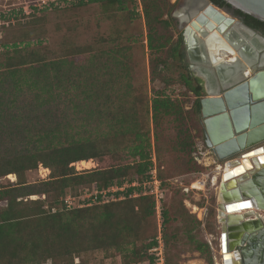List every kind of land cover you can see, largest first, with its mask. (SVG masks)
Here are the masks:
<instances>
[{
    "label": "trees",
    "instance_id": "obj_1",
    "mask_svg": "<svg viewBox=\"0 0 264 264\" xmlns=\"http://www.w3.org/2000/svg\"><path fill=\"white\" fill-rule=\"evenodd\" d=\"M210 1L218 6L230 7L223 0ZM126 2L137 4L136 0H72L59 4L52 10L71 3V6L77 7L91 4L119 5L120 10L128 11ZM139 3L147 27L146 47L153 56L151 65L168 68L169 58L183 63V72L179 78L182 85L196 98L193 112L200 114L203 80L190 70L181 50V38L170 44L171 39L164 37L157 29L158 25L162 30L169 27V22L164 17H170L173 5H168V0H139ZM42 11L44 10L29 18ZM235 12L243 18L247 27L259 32L264 38L263 22L238 10ZM8 16L16 19V25L24 23L19 20V15L12 13ZM10 27L14 25L2 26L0 31ZM41 45L44 44L40 41L34 44L30 40L0 45V55L12 52L3 63L0 62V131L3 125V109L10 111L15 107L13 105L16 103L17 93L27 90L32 93L36 102L32 104L36 106L29 112L26 111L22 118L26 121L22 130L27 133L23 136L34 139L35 144L30 140L35 145L34 150H24L17 155L0 158V176L14 174L18 177V183L14 185H0V264H41L48 261L50 264H74V258H79L78 264H86L84 256L94 251H103L107 256L118 255L122 264H152L154 256L151 249L157 245L156 238L159 234L164 247V263L170 264L166 250L176 242V236L168 233L171 224L183 221L188 235L196 225H200V221L190 217L183 206L167 207L165 198V186L174 176L169 172L174 171L173 166L160 159L162 137L168 120L178 124L175 148L181 153H191L192 150L189 136L185 134L179 138L184 131L181 129V119L178 118L181 111L178 102L157 92L148 98L142 90L135 87L132 89L130 71L124 61L128 56L122 54L131 51L129 46L103 51L101 55L106 56L105 61L100 62V67L90 73L81 60L82 49H68L59 58L47 61L37 50ZM165 48L168 55L161 59L158 55ZM86 50L84 49V54ZM150 74L154 79L155 69L152 68ZM62 98L68 101L72 111H87L89 117L97 118L98 125L94 127V133L101 126L105 130L100 137L103 142L101 146H98L97 138L92 139V135L82 134L86 126L83 119L79 125L75 123L77 126L68 122L51 126L49 118L52 109L48 105ZM86 100H92L93 105L88 106L84 102ZM36 109L42 110L45 119L44 122L38 118L35 120V123L42 124L41 129L34 125L32 127L30 123L33 116L31 113ZM151 132L157 179L161 183V229L158 228L155 197L147 195L128 198L135 190L133 188L122 193V200L92 203L90 206L66 210L63 198L69 188L95 184L98 191H102L113 185L120 186L125 181L142 183L147 180L152 168ZM127 142L131 146L125 150L124 145ZM170 148L175 149L174 146ZM120 150L125 151L119 156L120 162L113 166L98 167L83 173H75L71 166L73 163L101 158L108 154L118 155ZM189 161L190 157L187 164ZM39 164L50 170V178L41 180L37 189H30L25 185L24 174L26 171L35 170ZM187 171L189 169H181L178 173L184 174ZM165 172L167 177H164ZM49 193H53L55 199L47 209H44L42 201L28 199L30 195ZM119 194L121 193H116L115 196ZM100 200L99 195L96 201ZM52 209L56 211L52 212ZM189 241L194 246V251L201 255L208 253L206 243L194 236H189ZM208 261L211 263L210 257Z\"/></svg>",
    "mask_w": 264,
    "mask_h": 264
},
{
    "label": "rangeland",
    "instance_id": "obj_2",
    "mask_svg": "<svg viewBox=\"0 0 264 264\" xmlns=\"http://www.w3.org/2000/svg\"><path fill=\"white\" fill-rule=\"evenodd\" d=\"M11 1L13 3L18 2L17 0ZM168 1V5H173L171 13H176L182 0ZM136 3L133 5L130 2H126L128 11L124 9L120 10L121 7L119 5L102 6L101 4H91L77 7L75 5L71 6V3L65 4L62 8L60 5V8L53 10L45 9L38 15L25 19L24 23L15 24L14 27H10L9 29L4 28L3 31L1 30L0 45L1 43L13 44L21 40H30L34 44L40 41L44 45H41V48L37 50L46 57L47 61H53L59 58L68 49H82L83 54L80 57L85 67L90 70V73L95 72L100 67V62L105 61L106 56L101 55L103 51L106 52L110 49H120V47L125 48V46H129L131 51L127 53L123 52L122 54L123 56H128L124 61L127 69L130 71L129 75L131 76L130 83L132 89L135 87L137 90H142L148 98H151L157 92L158 94L170 97L172 100H176L181 110L178 118L181 119V129L184 131L179 135V138L186 134L189 136L188 141L192 143L191 153L189 151L181 153L179 149L175 148L177 144L175 139L178 135V124L168 120L169 123L163 133V142L160 151L161 161L172 165L174 169L173 172L171 170L169 171L174 176L168 180V184L165 186L167 207L173 206L179 208L183 206L190 217H194L200 221V225H196V228L188 235L183 227L185 224L183 221L172 223L168 233L176 236V242L171 244L169 249L166 250L167 258L170 264H222L220 247L221 226L218 214L219 204L221 202L218 192L222 179L220 176L221 169L219 170L218 166L224 164L217 161L205 145L202 118L200 114L193 112V103L196 98L182 85L179 78L183 72V63L178 59L169 58L167 60L168 68H162L160 65H151L150 60L153 56L146 47L147 27L143 17V9L138 1ZM171 13L170 17L166 15L164 17L169 22V27L166 30H162L161 27H158L159 25H156L164 37L171 39L170 44L176 41L183 29L186 32L189 26V23L186 25L180 24L176 18H172ZM127 36L129 43H127ZM84 49H87L85 54ZM0 51H2L1 47ZM9 53L1 54L0 62L3 63ZM167 55L168 50L165 48L158 56L161 59H165ZM100 58H102L101 61ZM186 62L189 63L188 58H186ZM152 68L155 69L154 79L150 74ZM253 72L252 70L251 73ZM205 90L206 88L204 87L201 98L206 95ZM84 102L90 107L93 105L92 100H86ZM35 103L32 93L23 90V92L16 94V103L13 105L15 107H12L10 111L3 109L4 116L1 123L3 125L0 131V158L11 157L20 152H24V150H34V139L24 138L23 136L27 133L22 130V127L26 124V121L24 119L22 120V118L26 111L29 112V110H32L36 106H32ZM48 108L52 109L49 118L51 126L59 122H68L72 126H77L75 123L79 125L83 119L86 122V126L82 134L85 136L92 135V139L97 138L98 146L103 144L100 137H102L101 134L105 130L101 126L94 133V127H97L98 121L94 116L89 117L87 111L82 113L72 111L70 104L64 98L60 101L50 103ZM42 113L41 109H36L35 112L31 113L33 115L30 121L32 127L42 128V124L35 123L37 118L41 122L45 121ZM150 137L151 152L154 154L155 148L152 132ZM30 140L34 144H31ZM130 146L131 143L127 142L124 145V149L126 150ZM171 146H174L175 149L172 150L170 148ZM125 150H120L118 155L113 153L89 161H80L85 163H76L73 167L74 172L83 173L84 171L98 169V167L104 168L116 165L120 162L119 156ZM189 157L190 161L187 164ZM163 167L167 169L166 166ZM43 169H46V167L39 164L35 170L25 172L23 178L25 179L26 187L30 189L38 188L42 180L41 176L45 174L43 173ZM181 169H189V171L184 174H179L178 172ZM194 169L198 171H193ZM39 172L41 173L39 174ZM10 175L13 177L14 174ZM8 176H0L1 186L18 183V177L16 175V182L14 183L11 182V180H14V177L11 178ZM167 176L168 174L165 172L164 177ZM49 178L50 174L44 181ZM203 179H205V184L201 183ZM85 186H78L75 189L69 188L70 190H68L67 194L71 192L75 193H71L72 195L79 194L75 196L76 200L74 204L77 203L80 196L81 199L88 198L90 193L93 192V186ZM221 190L222 187L220 192H222ZM159 192H161L160 189ZM28 199L42 201L44 209H47L50 203L54 201L55 196L53 193L46 195L38 194L30 195ZM262 215H264V212H262ZM187 220L189 219L187 218ZM189 236H194L199 241L206 243L208 253L201 255L199 252L194 251V246L190 243ZM209 257L211 263H208ZM84 260L86 264H122L120 256H107L103 251L89 253L87 256H84ZM78 262L79 258H74V264H78ZM41 264H50V261Z\"/></svg>",
    "mask_w": 264,
    "mask_h": 264
},
{
    "label": "water",
    "instance_id": "obj_3",
    "mask_svg": "<svg viewBox=\"0 0 264 264\" xmlns=\"http://www.w3.org/2000/svg\"><path fill=\"white\" fill-rule=\"evenodd\" d=\"M198 1L202 2L199 9L203 10L196 17L198 23L208 22L207 16L214 13L212 18L216 22H233L264 41L260 34L243 23H234L232 18L225 17L222 12L227 14L226 10L220 12V8L208 0ZM223 1L234 10L264 23V0ZM190 60L192 62V58ZM193 71L205 82L206 95L200 99V116L205 145L215 159L225 165L227 162L237 163L240 157L245 159L248 155L264 152V67L253 70L247 79L221 88L217 93L210 91L214 82L211 83L198 69L193 68ZM252 163L254 168L251 175L238 179L237 188L230 192L225 190L226 186L222 188L223 201H229L224 207L221 203L218 212L222 217L219 219L222 264H231L230 252H233L238 264H264V227L260 230L253 228L263 222L264 215L254 212L236 215L224 213V210L241 209L242 205H253L258 212H264V155L257 156ZM237 171H241L240 166L225 173L224 180L236 179Z\"/></svg>",
    "mask_w": 264,
    "mask_h": 264
},
{
    "label": "bare ground",
    "instance_id": "obj_4",
    "mask_svg": "<svg viewBox=\"0 0 264 264\" xmlns=\"http://www.w3.org/2000/svg\"><path fill=\"white\" fill-rule=\"evenodd\" d=\"M201 6V1H193V7L196 8ZM193 7L190 8L191 17H194L195 15L192 14ZM177 15L180 21H187L189 23L190 19L187 15L181 12L177 13ZM213 16H215L214 13H211L210 17L207 16L208 22L204 24L198 23L196 18L192 22L190 21L189 26L187 27L188 36L186 39L192 54L191 58L194 70L198 69L205 78L211 80V83L214 82L213 86L210 87V91L217 93L221 88L228 87L243 79H247L251 76L252 70L264 67V41L250 31L235 24H228L225 20L216 22V20L212 18ZM263 155L264 152L256 153L255 155H248L245 159L240 157L237 163L227 162L225 165L218 166V169H221L220 176L222 179L218 196L221 199L223 207L228 204L229 201H223V192H220L221 187L223 188V186H226L225 190L228 192L237 188L238 179L251 175L254 168L252 165L254 158ZM239 166L241 167V171H237L235 175L236 179L224 180L225 173L232 171ZM10 177L13 178L12 175ZM230 202H234V200ZM240 208L241 209L229 212L222 209L220 212L222 214L224 210L225 214L228 213L234 215L248 212H254L257 214L258 212L253 205H242ZM219 218L220 220L222 219V217ZM229 254L231 264H238L239 261L235 259L233 252H230ZM221 256L223 257L222 253Z\"/></svg>",
    "mask_w": 264,
    "mask_h": 264
},
{
    "label": "built area",
    "instance_id": "obj_5",
    "mask_svg": "<svg viewBox=\"0 0 264 264\" xmlns=\"http://www.w3.org/2000/svg\"><path fill=\"white\" fill-rule=\"evenodd\" d=\"M17 3H13L11 0H0V27L2 26H8V25H15L16 19L14 17L8 16L9 14L14 13L15 15L21 16L19 19L21 22H24L25 19H28L29 16L45 9H52L53 7H58L59 4H63L64 2H69L72 0H17ZM139 2V0H136ZM12 2V3H9ZM10 17V18H6ZM156 158L154 157V154L151 155L150 161L152 163V168L150 171L149 178L147 180H144L142 183H139L137 181L127 182L125 181L122 185L117 186L113 185L112 187L108 188L107 190L98 191L95 184L91 185L93 186V192L90 193V196L88 198L81 199V196L79 197L76 204H74V201L76 200L77 195H72L71 193H68L63 198V203L65 204L66 210H70L72 208H81L85 206H90L92 203H107L109 201H115V200H122L124 199V193L128 188H133L135 190L132 191L128 195V198H138L141 196H147V195H153L156 199V212H157V218L158 220V228L161 229V207H160V185L161 183L157 179V169H156ZM78 163V162H77ZM76 163L71 164L72 167L75 166ZM78 169V168H77ZM44 175L41 176L42 180L47 179L49 176V170L43 169ZM41 172H39L40 174ZM9 175L8 177H10ZM14 180L11 182L14 183ZM205 184V179L201 182ZM116 193H121L117 196H115ZM101 196V200L99 202L96 201V198L98 196ZM56 209H52V212H55ZM157 245L151 249V254L154 256V262L152 264H165L164 258H163V242L161 238V234H159L156 238Z\"/></svg>",
    "mask_w": 264,
    "mask_h": 264
},
{
    "label": "flooded vegetation",
    "instance_id": "obj_6",
    "mask_svg": "<svg viewBox=\"0 0 264 264\" xmlns=\"http://www.w3.org/2000/svg\"><path fill=\"white\" fill-rule=\"evenodd\" d=\"M193 1L194 0H182V2H181V5H180V7L178 8V10H177V12L176 13H174L173 14V12L171 13V16H172V18H176L179 22H180V24H188V22L186 21H180L179 20V17H178V15H177V13H179V12H181V13H183V14H185V15H187V17L190 19V21L192 22L193 20H195V18L198 16V15H200L201 13H202V11L203 10H201V9H199V7H193ZM210 3H212V4H214L213 2H211L210 0H208ZM214 5H216V4H214ZM217 7H219L220 9V11L222 10V9H224V10H226L227 11V14H225L224 16L225 17H230V18H232L233 20L232 21H234V23L235 22H241V23H243L244 24V22H243V18L241 17V16H238L237 14H236V10H234L232 7H225V6H218V5H216ZM194 8L193 10H192V14H193V12H197L196 13V15H194V18L193 17H191V14H190V8ZM223 13V12H222ZM193 19V20H192ZM190 21H189V23H190ZM231 24H233V22L231 23ZM245 25V24H244ZM253 30V29H252ZM186 31H187V29H186ZM256 33H258L259 34V32H257V31H255ZM185 29H183L182 30V32L180 33V35L177 37V39L176 40H178L179 38H181V50H183V52H184V55H185V58H188V61H189V63H188V66H189V68H190V70L192 71V73L195 75V76H197L195 73H194V71H193V61L190 63V59H191V57H192V54H191V51L189 50V44H188V42H187V39H186V37H185ZM197 77H199V76H197ZM204 87H205V82H204ZM206 94V93H205Z\"/></svg>",
    "mask_w": 264,
    "mask_h": 264
},
{
    "label": "crops",
    "instance_id": "obj_7",
    "mask_svg": "<svg viewBox=\"0 0 264 264\" xmlns=\"http://www.w3.org/2000/svg\"><path fill=\"white\" fill-rule=\"evenodd\" d=\"M220 205H221V202H220ZM219 205V206H220ZM257 213H259V212H257ZM260 214H262V213H260ZM264 227V220H263V222L262 223H258V225H256V226H254L253 228L255 229V230H260V229H262Z\"/></svg>",
    "mask_w": 264,
    "mask_h": 264
},
{
    "label": "clouds",
    "instance_id": "obj_8",
    "mask_svg": "<svg viewBox=\"0 0 264 264\" xmlns=\"http://www.w3.org/2000/svg\"><path fill=\"white\" fill-rule=\"evenodd\" d=\"M204 82V81H203ZM13 176H15V175H13ZM220 236H221V234H220Z\"/></svg>",
    "mask_w": 264,
    "mask_h": 264
}]
</instances>
